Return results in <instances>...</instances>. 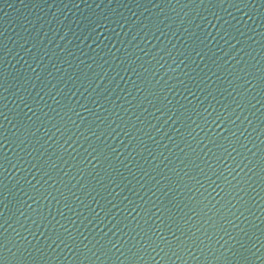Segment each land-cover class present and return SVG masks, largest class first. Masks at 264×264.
<instances>
[{"label": "water", "instance_id": "1", "mask_svg": "<svg viewBox=\"0 0 264 264\" xmlns=\"http://www.w3.org/2000/svg\"><path fill=\"white\" fill-rule=\"evenodd\" d=\"M0 264H264V0H0Z\"/></svg>", "mask_w": 264, "mask_h": 264}]
</instances>
